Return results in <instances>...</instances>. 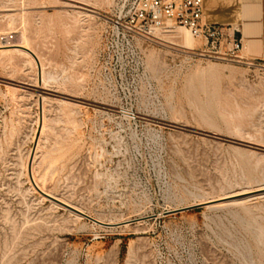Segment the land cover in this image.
<instances>
[{
    "label": "rangeland",
    "instance_id": "rangeland-1",
    "mask_svg": "<svg viewBox=\"0 0 264 264\" xmlns=\"http://www.w3.org/2000/svg\"><path fill=\"white\" fill-rule=\"evenodd\" d=\"M119 5L0 0V264H264V62Z\"/></svg>",
    "mask_w": 264,
    "mask_h": 264
},
{
    "label": "built area",
    "instance_id": "built-area-1",
    "mask_svg": "<svg viewBox=\"0 0 264 264\" xmlns=\"http://www.w3.org/2000/svg\"><path fill=\"white\" fill-rule=\"evenodd\" d=\"M185 27L195 37L207 42L224 39L231 53L239 52L242 40L235 36L238 28L209 24L204 20V0H120L113 28L128 44L130 34L142 36L156 31ZM12 32L0 34L1 43H10Z\"/></svg>",
    "mask_w": 264,
    "mask_h": 264
},
{
    "label": "crops",
    "instance_id": "crops-1",
    "mask_svg": "<svg viewBox=\"0 0 264 264\" xmlns=\"http://www.w3.org/2000/svg\"><path fill=\"white\" fill-rule=\"evenodd\" d=\"M204 20L213 25L238 28L240 52L264 62V0H204Z\"/></svg>",
    "mask_w": 264,
    "mask_h": 264
},
{
    "label": "bare ground",
    "instance_id": "bare-ground-1",
    "mask_svg": "<svg viewBox=\"0 0 264 264\" xmlns=\"http://www.w3.org/2000/svg\"><path fill=\"white\" fill-rule=\"evenodd\" d=\"M72 6H76V7H79V8H83L82 6H79V5H72ZM20 32V31H19ZM177 32V31H176ZM171 33V32H170ZM184 33V32H183ZM172 34V33H171ZM173 35V34H172ZM175 35V34H174ZM176 36V35H175ZM17 38V37H16ZM25 36L24 35H20L19 38L15 39L14 43H10V44H3L0 42V51H10V50H17V51H24L23 49H26V48H29L25 42ZM27 41V40H26ZM194 42V41H193ZM27 53V52H26ZM29 55V54H28ZM242 57V56H241ZM37 97V96H36ZM46 99V98H45ZM46 102V101H45ZM42 127V126H41ZM41 131V130H40ZM35 153V152H34ZM34 155L32 154V157H31V165H32V159H33ZM34 166V165H33ZM32 167V166H30ZM35 176V175H34ZM32 176V177H34ZM33 181H34V184L37 186V188L42 192L44 193L45 195L47 196H50V197H53L55 198L56 200L72 207L74 210H79L77 207H75L74 205H71L69 203H65V201H63L62 199H60L59 197L57 196H54L52 194H50L49 192H47V189H44L41 185H39L36 180L33 178ZM251 192H257V194H260V196L264 197V183L259 185L257 188L255 189H251V190H247V191H240V192H236V193H233L231 195H228V196H225V197H221V198H218V199H215V200H220V199H225V198H229V197H234V196H238V195H244V194H248V193H251ZM256 194V195H257ZM254 195H250V196H244V197H241V198H236V199H233V200H230V201H233V202H243V200H248V199H251ZM262 200V199H261ZM212 201V200H211ZM211 201H206V202H211ZM229 202V201H228ZM222 203L224 202H218L217 204H214V205H221ZM209 206H212V205H209Z\"/></svg>",
    "mask_w": 264,
    "mask_h": 264
},
{
    "label": "water",
    "instance_id": "water-1",
    "mask_svg": "<svg viewBox=\"0 0 264 264\" xmlns=\"http://www.w3.org/2000/svg\"><path fill=\"white\" fill-rule=\"evenodd\" d=\"M48 198L52 199L53 201H55V202H57V203H59V204L65 206V207H68L69 209H72L73 211H76V212H78V213H81L80 211L74 210L72 207H70V206H68V205H66V204H64V203H62V202L56 200V199L53 198V197L48 196ZM201 205H202V204H196V205L186 206V207H182V208H177V209H174V210L168 211V212H166V213L178 212V211H181V210H188V209H192V208L199 207V206H201ZM94 221L97 222V223H102V222H100V221H98V220H94Z\"/></svg>",
    "mask_w": 264,
    "mask_h": 264
},
{
    "label": "trees",
    "instance_id": "trees-1",
    "mask_svg": "<svg viewBox=\"0 0 264 264\" xmlns=\"http://www.w3.org/2000/svg\"><path fill=\"white\" fill-rule=\"evenodd\" d=\"M124 250H125V243L122 244V252H124Z\"/></svg>",
    "mask_w": 264,
    "mask_h": 264
}]
</instances>
